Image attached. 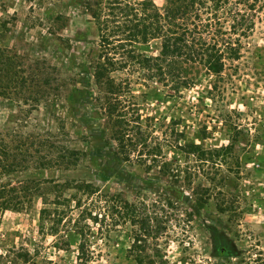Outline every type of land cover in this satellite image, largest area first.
<instances>
[{"label": "rangeland", "instance_id": "374dc122", "mask_svg": "<svg viewBox=\"0 0 264 264\" xmlns=\"http://www.w3.org/2000/svg\"><path fill=\"white\" fill-rule=\"evenodd\" d=\"M260 5L240 59L226 62L221 95L189 110L208 126L224 120L203 148L231 147L204 161L163 146L153 163L118 160L97 128L80 133L81 112L68 113L66 98L93 88L98 31L82 0H0V188L21 195L0 210V264H148L146 254L154 264H264ZM195 97L185 91L176 114L186 116ZM64 148L83 156L65 168L54 161ZM82 182L96 192L74 187ZM124 200L134 212L125 214ZM216 236L230 255L215 254Z\"/></svg>", "mask_w": 264, "mask_h": 264}, {"label": "trees", "instance_id": "16d2710c", "mask_svg": "<svg viewBox=\"0 0 264 264\" xmlns=\"http://www.w3.org/2000/svg\"><path fill=\"white\" fill-rule=\"evenodd\" d=\"M158 1L82 0L83 12L98 31V40L93 41L97 50L87 64L93 88L81 91L75 103L65 96L68 113L81 112L80 133L97 128L101 140L110 146L109 152L120 161H130L133 155L137 160L160 162L163 146L177 155H195L206 161L231 147L229 143L206 149L202 146L218 125L221 129L224 120L216 117L208 126L189 110L194 107L199 111L203 98L214 101L221 95L226 62L240 59L260 0ZM75 40L86 41L84 37ZM191 89L196 97L188 105L187 115L176 114L185 91ZM189 123L197 125L191 138L186 136ZM80 156L83 151L64 148L54 161L68 168ZM161 171L169 172L170 168L163 164ZM74 187L89 195L97 190L90 182ZM11 190L15 188H0V210L21 202V195L11 194ZM165 204L170 205L167 200ZM123 208L126 215L134 212L126 200ZM215 238V254L230 255L218 236ZM82 247L80 242L78 248ZM141 261L155 263L147 254Z\"/></svg>", "mask_w": 264, "mask_h": 264}, {"label": "flooded vegetation", "instance_id": "af4514ba", "mask_svg": "<svg viewBox=\"0 0 264 264\" xmlns=\"http://www.w3.org/2000/svg\"><path fill=\"white\" fill-rule=\"evenodd\" d=\"M229 249V252H231V249L229 247H227Z\"/></svg>", "mask_w": 264, "mask_h": 264}]
</instances>
